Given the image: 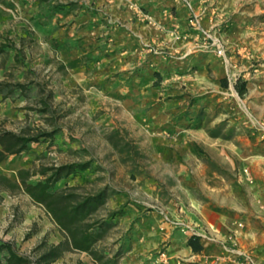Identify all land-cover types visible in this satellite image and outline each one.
I'll use <instances>...</instances> for the list:
<instances>
[{"label": "rangeland", "instance_id": "rangeland-1", "mask_svg": "<svg viewBox=\"0 0 264 264\" xmlns=\"http://www.w3.org/2000/svg\"><path fill=\"white\" fill-rule=\"evenodd\" d=\"M26 1H0V43L12 39L21 46L26 63L14 66L15 50L8 48L7 59L6 53L0 55V79L29 87L26 94L0 96V130L26 128L35 133L51 130L54 123L60 132L51 141L32 143L28 151L4 158L0 175L15 179L20 168L37 171L42 165L89 161V168L66 182L78 193L104 186L116 191L97 216L124 210L99 243L109 255L121 249L118 264L144 213L169 222V215L184 214L182 206H188L190 197L209 202L220 192L228 195L231 186L250 203L236 213L239 222H248L261 241L264 0H78L68 17L58 10L47 24L53 5L78 1L33 0L30 9ZM178 4L185 13L194 9L205 34L191 23V13L183 18L182 30L168 26L152 39H126L123 12L130 5V11L149 16L157 10L175 16ZM217 44L222 55L216 53ZM76 57L83 64L60 66ZM237 78L246 81L242 96L234 87ZM45 95L51 114L37 110ZM219 124L222 135L230 138L209 136L208 130ZM46 227L47 232L58 229L42 206L23 191L0 188L2 236L20 235L18 249L29 254L42 241L54 244L49 235H40ZM178 231L190 233L188 228ZM50 264L96 262L85 252L70 250Z\"/></svg>", "mask_w": 264, "mask_h": 264}, {"label": "trees", "instance_id": "trees-1", "mask_svg": "<svg viewBox=\"0 0 264 264\" xmlns=\"http://www.w3.org/2000/svg\"><path fill=\"white\" fill-rule=\"evenodd\" d=\"M77 3L69 1L66 4L53 5L46 15V24L51 22L53 15L58 10L62 12V16H68ZM6 4L9 8L14 7L10 2ZM8 48L15 50L12 55V64L14 66H26L21 46H17L10 38H5L0 43V55L6 53L7 59L9 57L6 51ZM82 62L81 57H76L70 60L67 65L61 64L60 66L62 68H75L83 64ZM32 82L34 81L30 83ZM234 87L242 96L246 90V81L237 78ZM27 91H29L28 83L0 79V96L2 98L11 97L18 92L26 94ZM40 91L43 92L45 89L41 87ZM49 98V95L39 98L40 107L37 108L39 112L51 114ZM221 130L222 125L219 124L208 130V134L211 137L230 138V135H222ZM59 132L60 129L54 123H52L51 130L39 129L35 133H31L26 128L19 132L0 130V161L9 155L28 151L32 143L47 139L51 141L54 135ZM113 145L117 148L119 143L114 141ZM207 162L217 172L223 174V170L217 164L210 160ZM89 166V161L64 163L49 167L42 165L37 171H31L27 168L18 169L15 179L0 175V188L11 193L25 192L33 203L45 209L63 235V239L57 244H47L46 241L40 242L29 254L20 252L13 241L0 238V264H50L70 250L87 253L96 264H118L122 255L121 249L109 255L99 247V243L107 236L109 229L117 224L113 219L120 216L124 210L118 208L106 216H97L107 199L116 191L109 186H104L93 193H78L75 191L76 187L68 186L66 182L68 177L80 170L89 168ZM37 175L41 177L34 181L30 180L32 176ZM186 244L194 252L200 253L203 250L200 238L195 234L188 236Z\"/></svg>", "mask_w": 264, "mask_h": 264}, {"label": "crops", "instance_id": "crops-1", "mask_svg": "<svg viewBox=\"0 0 264 264\" xmlns=\"http://www.w3.org/2000/svg\"><path fill=\"white\" fill-rule=\"evenodd\" d=\"M24 5L30 9L33 6V0H27ZM178 8L180 11L175 16L169 13L162 14L159 10L149 16L135 9L130 11L132 9L130 5V9L123 12L126 19L124 30L126 39L137 42L152 39L154 34L161 29L165 30L168 26L182 30L185 27L183 18L191 13L196 15V12L189 7L185 13L181 10V4H178ZM57 16L52 23H56ZM197 22V26L203 28L202 18H197ZM124 53L127 52L124 51ZM216 195V199L211 198L209 202L190 197L188 206H182L181 210L184 214L169 215L171 221L168 215L165 216L169 222H162L164 216L160 220L157 214L145 215L144 213L139 230L131 236V245L126 249L124 258L122 257L124 260L122 264H234L232 260L240 258L237 251L253 258L257 263L264 264V237L260 241L254 233V228L248 222L240 223L236 216L240 210H247L250 207L246 194L231 186L228 195L221 192ZM159 213L161 214L162 211ZM149 218L152 219L148 220ZM239 224L244 227H240ZM182 228L190 229V233L179 232L178 230ZM192 229H195L203 246L200 253L192 251L186 244ZM47 230L46 227L40 235H49L54 244L63 239L62 233L57 228L49 229V232ZM232 232H235L237 251L224 248L220 244ZM0 238L13 241L17 248L22 240L20 235L15 238L0 234ZM25 244H29V239L25 243L22 242V246Z\"/></svg>", "mask_w": 264, "mask_h": 264}, {"label": "built area", "instance_id": "built-area-1", "mask_svg": "<svg viewBox=\"0 0 264 264\" xmlns=\"http://www.w3.org/2000/svg\"><path fill=\"white\" fill-rule=\"evenodd\" d=\"M190 21H191L192 24H194L196 26L198 25L197 24L198 22H197V19H196L195 15H194V19H191ZM197 29L201 30L204 34L206 33V31H204V29L201 28V27L199 28L197 26ZM216 49H217L216 53L218 55H222L223 54V49L221 48V46L219 44H217ZM246 171L247 170L244 169V172H246ZM239 226H240V224H239ZM191 234H195L196 235L195 229L191 230ZM220 244L224 248H231V249L236 250L235 248L237 246V240L235 238V232L230 233L224 241L220 242ZM237 254L240 256V258L233 259L232 262L234 264H260V263H257L253 258L243 254L240 251H237ZM215 262L217 263V261H215ZM261 264H263V263H261Z\"/></svg>", "mask_w": 264, "mask_h": 264}]
</instances>
